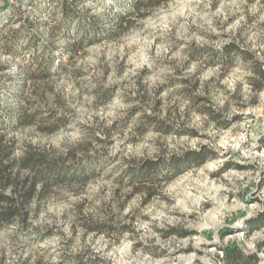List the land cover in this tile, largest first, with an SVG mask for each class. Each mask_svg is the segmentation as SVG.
I'll use <instances>...</instances> for the list:
<instances>
[{
  "label": "rangeland",
  "instance_id": "374dc122",
  "mask_svg": "<svg viewBox=\"0 0 264 264\" xmlns=\"http://www.w3.org/2000/svg\"><path fill=\"white\" fill-rule=\"evenodd\" d=\"M77 1L68 15L72 0H0V127L9 109L38 113L0 141L14 160L31 149L95 162L87 181L52 187L26 223L0 229V264H221L233 246L264 264V226L250 224L264 210V80L251 85L264 0H169L112 38L130 0ZM229 45L253 62L211 61ZM47 62L49 77H29ZM203 147L204 163L181 162Z\"/></svg>",
  "mask_w": 264,
  "mask_h": 264
},
{
  "label": "trees",
  "instance_id": "16d2710c",
  "mask_svg": "<svg viewBox=\"0 0 264 264\" xmlns=\"http://www.w3.org/2000/svg\"><path fill=\"white\" fill-rule=\"evenodd\" d=\"M58 1V0H56ZM169 0H130V3L126 10L123 13L114 14L116 19V27H112L109 31L111 38L118 35L120 30L124 29V26L129 23V20L132 16H140L143 10L152 9L162 5L163 3L168 2ZM77 0H72V6L67 5L65 7L68 15L72 14L73 5H77ZM97 23L92 20L88 21L86 25V31L90 29L94 32L96 31ZM85 35V33H83ZM78 42L77 47L81 46L83 38ZM14 41L16 42V37L14 36ZM27 47L15 48L5 45V53L12 54L15 56H21V50L26 48V51L29 50ZM43 52V51H42ZM33 59L34 53H31ZM233 55L240 56L243 61H252L253 57L247 51L239 50L234 45H229L224 47L221 52H212L210 54L211 61L221 60L230 64L233 62ZM253 62V61H252ZM254 63V71L259 77V80L253 79L251 85L255 91H260L263 88L262 81L264 80V69L260 63ZM40 67L29 71V77L39 79L47 78L50 76V64L47 62L43 67ZM10 78V77H9ZM28 78V77H27ZM11 79V78H10ZM25 80L22 79L21 82L14 83V87L17 88L16 96L20 97L21 92L25 88ZM7 110V109H5ZM11 110V111H9ZM7 123H4L0 128L2 130L9 129L11 125L18 126H28L35 124L38 113L30 112L26 107L18 106L17 110L9 109ZM46 120V119H45ZM63 125V119H56L55 123L47 128L43 129L46 132H54ZM9 126V127H8ZM163 129V128H162ZM168 132L167 128L164 129ZM164 131V132H165ZM264 140V139H263ZM262 148L264 149V142L262 143ZM209 153V152H207ZM206 153L205 148L203 147L200 151H194L188 155L186 161H181L182 163L195 162L198 164L204 163L209 155ZM12 149L10 144H2L0 141V229L6 225L13 224L15 222L24 224L29 217V205L36 196L42 197L47 193L52 187H56L65 182L79 181L85 182L88 177L92 175L91 170L93 164H95L93 159H88V157H76L72 152L67 154V158L61 157H48L42 152L35 150H27L21 155L18 159L14 160L11 158ZM75 160L76 164L66 162L68 159ZM67 159V160H66ZM178 163V162H177ZM177 163H172L170 166H174ZM159 162H145L141 166L142 173L151 174L155 172L158 168ZM88 168V170L86 169ZM25 172L28 175L20 179L21 173ZM39 186V191L37 187ZM261 186L264 187V178L261 180ZM10 187V193H6V189ZM39 193V194H38ZM251 226L255 228H260L264 226V210L257 214V217L250 222ZM76 264H84L80 257H74ZM68 258L61 264H65ZM221 264H259V258L256 254H249L244 252L240 247L233 246L229 250L225 251L224 256L222 257Z\"/></svg>",
  "mask_w": 264,
  "mask_h": 264
}]
</instances>
